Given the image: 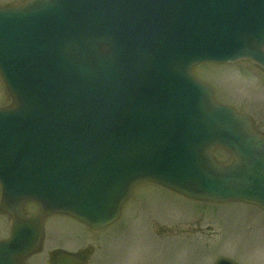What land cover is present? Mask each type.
Masks as SVG:
<instances>
[{"label": "water", "instance_id": "water-1", "mask_svg": "<svg viewBox=\"0 0 264 264\" xmlns=\"http://www.w3.org/2000/svg\"><path fill=\"white\" fill-rule=\"evenodd\" d=\"M242 58L264 67V0L0 7V74L12 98L0 108V210L14 219L11 245L31 247H0V264H24L50 214L109 226L148 181L264 210V136L191 72L201 61ZM215 147L233 162L219 164ZM26 202L38 216L24 217Z\"/></svg>", "mask_w": 264, "mask_h": 264}, {"label": "rangeland", "instance_id": "rangeland-1", "mask_svg": "<svg viewBox=\"0 0 264 264\" xmlns=\"http://www.w3.org/2000/svg\"><path fill=\"white\" fill-rule=\"evenodd\" d=\"M22 1L0 0V5ZM192 71L213 88L217 101L250 116L264 131L261 66L243 59L203 63ZM10 99L0 77V108ZM213 153L222 164L232 160L223 150ZM7 225L1 216L0 232ZM46 230L48 248L94 246L97 251L90 264H215L220 255L244 264H264L263 210L239 201L193 200L156 183L138 185L119 221L103 230H91L64 215L50 217Z\"/></svg>", "mask_w": 264, "mask_h": 264}, {"label": "flooded vegetation", "instance_id": "flooded-vegetation-1", "mask_svg": "<svg viewBox=\"0 0 264 264\" xmlns=\"http://www.w3.org/2000/svg\"><path fill=\"white\" fill-rule=\"evenodd\" d=\"M253 124L256 127V122L253 121ZM260 133L264 134L263 130L258 129ZM2 196V187L0 185V199ZM37 214V207L34 204H27L25 206V215L28 217L34 216ZM8 225L5 227L0 236V239H9L12 237V219L9 215L5 214L4 216ZM49 219L45 220V226L48 223ZM47 234V233H46ZM45 234V240L47 235ZM30 236H24L25 240H29ZM29 245V243H28ZM22 244L19 246H12L11 244L6 245V248H18L20 250L28 249L29 246ZM70 246V247H69ZM70 244H59V246H54L51 248L46 247V242L44 246L36 253H30L23 257V261L26 264H76L78 260H82L83 264H90L92 257L96 253V249L92 245H81L79 247H72Z\"/></svg>", "mask_w": 264, "mask_h": 264}]
</instances>
